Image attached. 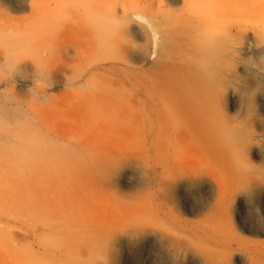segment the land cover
Wrapping results in <instances>:
<instances>
[{"label": "rangeland", "instance_id": "1", "mask_svg": "<svg viewBox=\"0 0 264 264\" xmlns=\"http://www.w3.org/2000/svg\"><path fill=\"white\" fill-rule=\"evenodd\" d=\"M0 264H264V0H0Z\"/></svg>", "mask_w": 264, "mask_h": 264}, {"label": "bare ground", "instance_id": "2", "mask_svg": "<svg viewBox=\"0 0 264 264\" xmlns=\"http://www.w3.org/2000/svg\"><path fill=\"white\" fill-rule=\"evenodd\" d=\"M71 24L74 25L75 27L78 26L82 29L83 34L80 35L81 36L80 38L83 39L84 45H88V37H89L88 29L84 25H81V24L79 25V23H75L74 21H72Z\"/></svg>", "mask_w": 264, "mask_h": 264}]
</instances>
